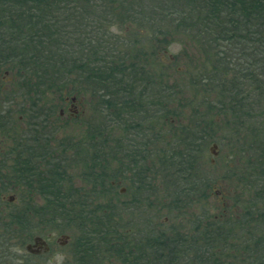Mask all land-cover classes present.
Returning a JSON list of instances; mask_svg holds the SVG:
<instances>
[{"label": "trees", "instance_id": "1", "mask_svg": "<svg viewBox=\"0 0 264 264\" xmlns=\"http://www.w3.org/2000/svg\"><path fill=\"white\" fill-rule=\"evenodd\" d=\"M125 24L136 27L135 36L142 31L162 38L165 49L167 36L193 41L203 61L190 88L202 91L204 103L211 99L209 109L254 126L256 142L245 153L255 158L252 174L261 176L249 183L253 196L241 201L240 212L210 214V182L199 176L197 145L189 140L199 136L197 127L180 125L179 135L166 129L188 140L165 142L143 156L129 150L134 144H124L137 134L130 132L136 128L132 122L147 123L143 133L150 137L154 121L162 120L164 130L175 113L165 103L174 97L167 70L154 79L143 55L125 50L124 38L111 31ZM2 70L12 76L0 87V134L13 129L16 115L30 131L22 152L10 151L2 190H35L43 204L36 217L69 232L76 256L96 264L109 258L119 264H264V0H0ZM87 92L100 121L87 124L89 149L81 161L100 168L86 166L88 189L76 197L61 162L82 145L57 140L55 133L51 143L44 138L46 121L56 116L53 99L64 102L65 96ZM116 128L121 133L115 143ZM123 179L132 194L120 202L110 192L112 182ZM196 197L197 208L189 209ZM175 211L194 217L191 228L160 219Z\"/></svg>", "mask_w": 264, "mask_h": 264}, {"label": "rangeland", "instance_id": "2", "mask_svg": "<svg viewBox=\"0 0 264 264\" xmlns=\"http://www.w3.org/2000/svg\"><path fill=\"white\" fill-rule=\"evenodd\" d=\"M118 27L119 25L112 27L111 31L114 34H121L124 38L123 43L126 45L124 48L125 50L131 51V49L135 48V57H139V52L143 55L140 58L143 59V62L147 66L146 69L151 72L154 79L157 78L158 74H161L162 70H167L168 85L172 86L174 97L170 98V101H166L165 99V103L168 104L167 107L171 108L172 112L175 113H173L174 115H169L164 122V143L167 142L170 145L171 142L179 138L172 137V133H177L179 135L181 133L180 125L183 127L190 126L192 129L195 127L200 129L199 132L197 131V133H200L199 136L195 135V137H190L189 140H194L196 142L195 145H197L193 151V161L198 162V166L195 165V168L200 177L206 178V180L210 182L211 189L207 191L209 193L208 201L214 208L210 209V214L218 217L223 210H230L235 213L240 212L239 208L241 201L247 200L253 196V190H251L249 183L251 181H257L255 178L261 176V174H252L254 169L251 168V161L255 160V158L245 153L246 146H249L252 142L254 144L256 142L251 132L254 126L251 127V124L247 125V121L242 123L240 119L234 122L230 116L219 111L216 107L214 110L209 109L208 106L212 103L211 99H208L207 103H204V97H201L203 96L202 91L190 88L191 84H189V81L191 78H194L195 71L201 67L203 61V56L197 53V48H195L196 45L193 41L180 34H174L171 37H166V40L170 44L165 49L162 38L147 37L149 34L143 33L142 31L140 36H135V30L133 28L136 27L134 25L125 24L121 26L122 28ZM120 28L123 29L124 32H122ZM158 63H160V65H158ZM162 63L168 64L169 68L163 69V67H161ZM164 72L165 71H163V73ZM10 74H5L3 70L0 72V78H4V82L0 81V87L6 85V82H8L7 80L10 78ZM72 96H76L78 100L82 97L81 95L71 94L69 98ZM83 97L86 101L83 105L81 104L82 113L81 108L76 110V108L73 107L75 110L74 114L69 110L71 108L70 100L65 104L61 99L54 98L53 103L56 105V116L49 120L50 123L55 126V138L57 140H64L65 142L71 139L74 142L80 143L83 147L81 152L78 151V149L72 153L67 152L63 157L64 160L61 162V165L64 167H61V171L66 175V182H68L69 179L71 180L70 183L73 184L72 190L74 194H76V197L86 194L84 190L88 189L85 177L90 169H87L86 166L92 168L94 171H98L97 168L99 167L81 161L82 157L86 155L85 150L89 149L87 124H98L100 121L98 113H92V104L90 103L91 96L89 92L85 93ZM48 100L49 99H47V102ZM61 109L63 110V116L59 117ZM177 113L181 114L178 115ZM156 115L157 114H155V116ZM156 123L157 122L154 121L153 125H156ZM25 124L26 121L22 120V122H19L18 116L16 115L13 129L8 134H0V150H5V157L3 156V158H8L10 156L11 149L16 146L15 137L19 135L18 129L21 125ZM194 124L197 125L193 126ZM166 129H172V133L170 135L167 134ZM159 130V126L156 125L155 132L153 131V133L156 134ZM107 133L110 134V130ZM114 134H116L114 136L117 137L120 135L119 132H115ZM183 137L184 135L179 138L181 140L180 143L188 140V137ZM213 145L216 146V149L213 148ZM7 152L9 153L7 154ZM213 153H216V156H213ZM6 164L9 165L0 167V195L5 197L15 196V193L20 192L4 190V188L2 190L3 184L6 183L7 180L4 176L7 175L11 167L9 160ZM112 166L116 167L117 163L113 162ZM127 176L130 177L131 175L128 174ZM119 188H125L126 195L122 198H118V200L120 199V202L128 201L127 198L130 196L128 193L132 194L130 181L123 179L119 185L114 186V191L110 192V195L116 196ZM20 190L24 192L22 187ZM34 192L36 191H32V194H29V192L23 194H28L30 196L26 202L31 203L30 206L32 207V211L36 213V208L39 205L43 206V204L42 198ZM93 197L94 196H91L90 198L92 199ZM198 199V197L194 199L196 201L191 204L192 206H190L189 209L197 208L196 203L199 202ZM203 204L204 200L201 201V205ZM0 207L3 208L5 214L12 212L11 210H13V207L16 208V206L3 204L1 201ZM34 215L35 218L31 223L36 225V229H38L36 232L37 234L42 235L51 232L52 234H56V237L58 236L57 233L59 231L56 230L55 225L45 221V219L49 220L48 218H38L36 214ZM164 218H167L168 226L174 224L179 228L184 226L187 229L191 228V222L189 221H194V217L184 215L177 211L172 214H162L160 219L163 220ZM114 219L116 221L118 220V218ZM126 219L127 218L124 220ZM22 233H24V231L20 234ZM20 234L14 230L11 235L17 237L20 236ZM24 239L25 238L20 236V240ZM9 241L15 242L16 238L10 237ZM51 248H54L52 255H49L51 258L49 261L52 262V264H56V257L58 254L63 255V257L67 256V250H65L64 253L54 252L57 250L55 239L51 242ZM8 249L15 251L12 247H8ZM8 260L9 259L6 258V261ZM8 263H10V261ZM38 263H43V261H38ZM61 264L67 263H65L63 259ZM100 264H119V262L117 259L109 258L103 260Z\"/></svg>", "mask_w": 264, "mask_h": 264}, {"label": "flooded vegetation", "instance_id": "3", "mask_svg": "<svg viewBox=\"0 0 264 264\" xmlns=\"http://www.w3.org/2000/svg\"><path fill=\"white\" fill-rule=\"evenodd\" d=\"M5 74H8L7 72H4ZM0 81L4 82V78H0ZM82 97L78 100L76 96H65L64 97V103H68L69 100L71 108L69 109L72 111V114H74L75 110L73 107L76 108V110H79L81 108L82 113V106L85 103L86 100L83 96L85 94L81 95ZM88 101V100H87ZM71 114V115H72ZM59 117L63 116V110L61 109L59 112ZM18 121L22 122V117L18 116ZM48 123V128L45 129V133H48V138H44L49 143L52 142L53 133H55L56 136V129L53 124L50 123V121H46ZM139 123V122H132V124L136 127L135 130H130V132L134 133L136 131V135L131 136L130 138H125L123 141L124 144L132 145L133 147H129V150H135L140 151L142 156L146 155L147 151H155L159 150L164 145V130H163V122L162 120L157 121L156 125L159 126V131L156 132L153 136H147L143 133V128L147 123ZM161 125V128H160ZM19 135L15 137L16 146H14V151L16 150L17 153H21L24 145L22 144L25 139V134L30 132L29 129L25 125H21L18 129ZM121 131L114 129L112 133ZM155 132V131H154ZM44 133L43 131H39L38 134ZM162 133V134H160ZM116 134H113V136ZM118 135V134H117ZM27 136V134H26ZM41 136V135H40ZM120 136V135H119ZM42 137V136H41ZM117 136H114L112 140L114 142H117ZM51 140V141H50ZM53 144V143H52ZM115 146V145H114ZM138 146V147H137ZM31 147V146H30ZM29 147V148H30ZM34 147V146H32ZM9 152H7L8 154ZM5 150H0V165L7 166L9 164H6L8 159L3 158L5 157ZM2 155V156H1ZM14 157L16 155L14 154ZM13 158V157H12ZM138 161L141 162L140 158H138ZM1 179V178H0ZM120 182H112V185H119ZM15 192H19V187L16 188ZM119 197H124L126 195V189L125 188H119L117 192ZM28 194L23 193H15V196H3L0 195V201L3 204H7L9 206H16L13 207L12 212L5 214V211L3 208L0 207V264H52V262L49 261L50 256L52 255V251L54 248H51V242L55 239V243L57 245V250L54 252H63L67 250V253L64 257V262L67 264H96L95 262L91 263V259L88 257H80L76 256V247L73 245L72 241V235L69 232H58L57 237L56 234H52L51 232L48 234H37L36 225L32 224V220L35 218V213L32 211V209L28 210L27 205H30L31 203L26 202L30 196ZM129 195V194H128ZM34 213V214H33ZM167 220L165 219V222ZM17 231L19 234L24 231V233L20 234L21 237L25 238L24 240H20V236H14L11 235L12 231ZM10 237L16 238L15 242L9 241ZM36 238H39L40 240L35 241ZM8 247H12L15 249V251H11L8 249ZM8 249V250H7ZM6 258L9 260L6 261ZM10 261V263H8ZM38 261H43V263H38Z\"/></svg>", "mask_w": 264, "mask_h": 264}, {"label": "clouds", "instance_id": "4", "mask_svg": "<svg viewBox=\"0 0 264 264\" xmlns=\"http://www.w3.org/2000/svg\"><path fill=\"white\" fill-rule=\"evenodd\" d=\"M64 257L63 255H59L56 257V264H61V261H63Z\"/></svg>", "mask_w": 264, "mask_h": 264}, {"label": "water", "instance_id": "5", "mask_svg": "<svg viewBox=\"0 0 264 264\" xmlns=\"http://www.w3.org/2000/svg\"><path fill=\"white\" fill-rule=\"evenodd\" d=\"M213 148L216 149V146L213 145ZM213 156H216V153H213ZM40 240L39 238H36L35 241Z\"/></svg>", "mask_w": 264, "mask_h": 264}]
</instances>
